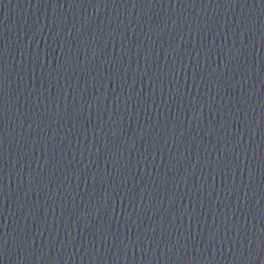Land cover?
I'll use <instances>...</instances> for the list:
<instances>
[{"label":"water","instance_id":"95a60500","mask_svg":"<svg viewBox=\"0 0 264 264\" xmlns=\"http://www.w3.org/2000/svg\"><path fill=\"white\" fill-rule=\"evenodd\" d=\"M0 264H264V0H0Z\"/></svg>","mask_w":264,"mask_h":264}]
</instances>
